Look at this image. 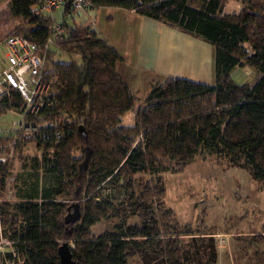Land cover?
Wrapping results in <instances>:
<instances>
[{
  "label": "trees",
  "instance_id": "1",
  "mask_svg": "<svg viewBox=\"0 0 264 264\" xmlns=\"http://www.w3.org/2000/svg\"><path fill=\"white\" fill-rule=\"evenodd\" d=\"M90 1L94 9L132 10L211 44L214 84L181 77L153 82L133 122L123 124L137 97L115 71L121 57L94 30L64 21L66 36L55 48L79 55L82 64L53 61L50 53L44 74L51 81L52 104L26 114L33 123L55 121L61 133L57 140L55 128L41 127L35 140L43 156L37 164L56 180L41 190L33 185L13 204L2 202L0 235L22 264H61L58 247L64 242L75 264H129L135 248L152 252L143 264H211L216 251L210 236L188 227L176 229L170 224L171 211L155 212L145 203L163 194L159 172L181 171L201 150L233 155L264 174V0H243L241 10L229 17L221 15L226 0H199V7L190 0ZM36 2L10 0L9 6L18 21L13 31L40 44L50 34V20L32 15ZM69 5L64 6V18ZM243 66L259 74L253 83L231 78L232 70ZM10 97L4 99V109L23 107L18 93ZM11 163L8 158L0 162V190ZM137 173L152 177L135 193ZM121 181L130 189L128 202L122 203L140 224L122 223L117 231L92 236L90 228L112 212L125 217V211L114 210L110 196H97L104 184ZM75 204L79 219L71 221L67 215ZM188 234H193L191 242L184 243ZM7 256L12 258V253Z\"/></svg>",
  "mask_w": 264,
  "mask_h": 264
},
{
  "label": "rangeland",
  "instance_id": "2",
  "mask_svg": "<svg viewBox=\"0 0 264 264\" xmlns=\"http://www.w3.org/2000/svg\"><path fill=\"white\" fill-rule=\"evenodd\" d=\"M242 1L226 0L221 15L229 17L238 13L243 6ZM190 4L199 7L201 2L190 0ZM81 11L76 16H70L67 10L65 18L70 25L75 23L70 21L73 18L83 23V17L79 15ZM99 14L102 15L100 12ZM59 18L63 22L66 21L65 18ZM87 18L83 19L84 23L81 26L89 22L90 16ZM17 31L12 32L19 33ZM49 54L53 61L67 62L73 59L79 65L82 64L79 55H67L58 48L52 49ZM258 77L259 74L247 66L236 67L231 73V78L237 83H253ZM145 93L135 94L137 97L135 108L123 116V124L130 125L133 122L136 110L145 105ZM10 114L12 117L8 112L0 110V128L5 129L2 131H7L11 121L18 117L14 113ZM1 140L3 139L0 138ZM1 143L6 144L1 154L8 156L12 163L5 181V188L0 190V204L2 202L13 204L22 200L21 193L31 192L35 184L39 187L38 190L53 186L56 180L55 175L50 173L44 165L37 164V161L42 160V152L36 149L35 143L27 138L25 132H17V137L14 139L8 137ZM74 154L78 155L79 152L75 151ZM157 176L162 181L158 190H163V194L158 198L155 197L151 203L145 204L155 212L157 210L171 211L174 217L170 224H173L176 229L188 227L192 232H201L210 236L215 245L216 255L213 261L209 258V263L264 264L263 173L257 172L256 169L244 163L243 159L233 155L201 150L181 171L159 172ZM151 177L149 173L135 174L132 190L135 193L140 192L142 185ZM122 185L126 187V191L123 190ZM129 190L125 181H121L117 185L104 184L97 191L99 198L110 196L114 210L120 209V214L125 211V217L112 212L90 228L92 236H97L104 231H117V227L122 223L125 225L140 224L137 216L131 212L130 206L122 203L127 200ZM39 197L40 195L35 199L39 200ZM126 208L128 210H125ZM69 213L73 214V210ZM192 235H184V243H190ZM257 236L261 237L260 240L256 239ZM145 249H133L134 254L132 253L128 259L129 264H143L148 259L147 257L152 255V252ZM7 253H12V258H8ZM0 264H22L16 259L15 249L5 235H0Z\"/></svg>",
  "mask_w": 264,
  "mask_h": 264
},
{
  "label": "crops",
  "instance_id": "3",
  "mask_svg": "<svg viewBox=\"0 0 264 264\" xmlns=\"http://www.w3.org/2000/svg\"><path fill=\"white\" fill-rule=\"evenodd\" d=\"M9 2L0 0V69L6 61L1 41L18 23ZM63 12L64 8L57 11V19H64ZM79 15L83 19L90 16L84 25L105 39L120 55L115 71L133 94H147L151 83L163 82L167 77L214 84V47L211 44L132 10L85 9ZM70 21L75 25L83 24L77 18ZM66 22L69 24L67 19Z\"/></svg>",
  "mask_w": 264,
  "mask_h": 264
},
{
  "label": "built area",
  "instance_id": "4",
  "mask_svg": "<svg viewBox=\"0 0 264 264\" xmlns=\"http://www.w3.org/2000/svg\"><path fill=\"white\" fill-rule=\"evenodd\" d=\"M68 0H38L31 8L33 16L50 20V34L44 42L38 44L31 41L21 32L12 33L6 36L1 44L5 48V64L0 69V110L16 114L17 119L11 121L7 131L0 128V138L5 140L8 137H17V132L23 131L28 139L35 143L36 133L41 127L55 128V121H43L33 123L26 120L27 112L33 113L46 103L52 104L48 95L50 94L51 81L46 79L44 67L49 52L54 49L56 42L66 36L64 22L58 20L57 11L63 9ZM90 0H71L68 7L70 16H76L80 10L90 9ZM18 93L22 99L21 109L3 108L4 99L11 98L12 92ZM12 117V115H11ZM57 130V129H56ZM11 134L12 136H8ZM56 139L61 138L60 131L57 130ZM0 141V162L6 161L8 156L2 155L5 143Z\"/></svg>",
  "mask_w": 264,
  "mask_h": 264
},
{
  "label": "water",
  "instance_id": "5",
  "mask_svg": "<svg viewBox=\"0 0 264 264\" xmlns=\"http://www.w3.org/2000/svg\"><path fill=\"white\" fill-rule=\"evenodd\" d=\"M71 0H68V3H70ZM67 219L71 221H76L79 219V210L78 205H74L73 214H68ZM58 256L60 258L61 264H75V262L71 258L70 249L67 242L62 243L58 247Z\"/></svg>",
  "mask_w": 264,
  "mask_h": 264
}]
</instances>
